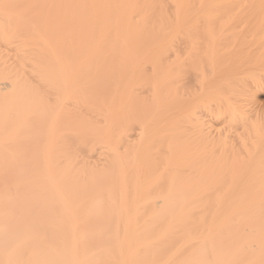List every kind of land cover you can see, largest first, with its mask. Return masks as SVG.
Instances as JSON below:
<instances>
[{"label": "bare ground", "instance_id": "bare-ground-1", "mask_svg": "<svg viewBox=\"0 0 264 264\" xmlns=\"http://www.w3.org/2000/svg\"><path fill=\"white\" fill-rule=\"evenodd\" d=\"M260 7L0 0V264H264Z\"/></svg>", "mask_w": 264, "mask_h": 264}, {"label": "rangeland", "instance_id": "rangeland-1", "mask_svg": "<svg viewBox=\"0 0 264 264\" xmlns=\"http://www.w3.org/2000/svg\"><path fill=\"white\" fill-rule=\"evenodd\" d=\"M255 8H257V7H255ZM258 8H259V7H258ZM260 8H264V7H260ZM260 100H261V101H260L261 104H264V95L261 96Z\"/></svg>", "mask_w": 264, "mask_h": 264}]
</instances>
